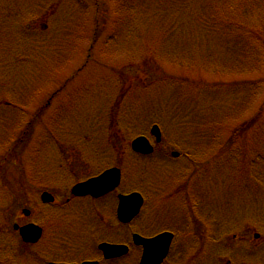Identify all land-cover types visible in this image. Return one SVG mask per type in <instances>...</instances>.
<instances>
[{
	"label": "rangeland",
	"instance_id": "obj_1",
	"mask_svg": "<svg viewBox=\"0 0 264 264\" xmlns=\"http://www.w3.org/2000/svg\"><path fill=\"white\" fill-rule=\"evenodd\" d=\"M209 1L197 0L192 16L211 24L193 28L189 36L179 27L185 14L178 7L175 13L184 20L175 25L152 20V9L161 7L146 3L131 33L124 29L127 24L118 25L126 21L125 7L118 10L115 0H99L98 9L95 0H0V100H8L0 104V160L7 144L14 146L7 152L8 166L0 169L5 186L0 190V264L94 259L100 242H128L130 229L151 236L176 230L172 226L186 231L188 225L207 230L203 245L184 252L180 246L189 234L181 236L167 264H182L181 253L191 264H264V251L261 263L247 261L256 260L248 253H256L254 241L264 246V115L244 142L226 153L221 148L234 126L253 119L264 102V55L248 54L229 36L232 28L208 19ZM152 56L163 64L162 77L144 76L147 67L139 70ZM183 58L195 62L188 67L178 62ZM234 62L239 66L231 72ZM125 79L131 87L114 116ZM141 80L144 85L135 83ZM243 80L258 81L259 94L238 83ZM155 123L164 136L155 156L133 155L128 141L148 135ZM25 130L29 139L21 147L19 166L11 156L15 137ZM257 145L263 152L255 150ZM172 150L180 156L171 158ZM61 152L69 154L66 163ZM86 157L95 168H87ZM113 166L123 167L121 192L138 191L146 198L130 228L117 222L116 195L67 202L74 183ZM189 180L191 195H199L202 203L195 209V225L188 224L193 213L184 196L171 195ZM34 181L40 182L35 194ZM43 190L54 194V204L41 202ZM31 222L44 234L38 244L27 246L14 224ZM255 233L259 240H253ZM198 235L189 240L198 243ZM140 257L137 248L109 264H139Z\"/></svg>",
	"mask_w": 264,
	"mask_h": 264
},
{
	"label": "trees",
	"instance_id": "obj_2",
	"mask_svg": "<svg viewBox=\"0 0 264 264\" xmlns=\"http://www.w3.org/2000/svg\"><path fill=\"white\" fill-rule=\"evenodd\" d=\"M116 8L119 10L122 7H125V22L123 24L119 23L122 28L124 24V29H131V33L133 32L134 24L133 22H138V18L145 15L144 9L146 7V3L152 6H159L160 11H155L152 9V12L149 14L152 17V20L160 21L165 20L166 22H174L175 25L177 22L184 20L183 25H180V28L184 29V32H188V35L191 36V31L193 28H203L202 26H207V24L211 23H203L200 24V21L195 20L197 17L192 16V12H194V6L197 5V0H115ZM99 4V0H95L96 8ZM205 5V4H204ZM175 7L179 9L182 8L184 19H181L177 13H175ZM198 8V6H197ZM207 9V18L214 21L217 24H222L225 27L232 28L229 32V36H235L237 40L234 42L235 45L240 44L244 47L245 52L247 51L248 54L252 55H264V0H210L209 5L206 6ZM98 9V8H97ZM134 12V13H133ZM141 19V20H142ZM151 20V21H152ZM150 21V22H151ZM149 23V22H145ZM212 24L216 29L220 28L221 25ZM202 25V26H201ZM150 27L149 25H147ZM142 27V26H140ZM121 31V28H120ZM149 31L151 33H157V30L150 28ZM195 32V30L193 31ZM125 33V32H124ZM123 33V34H124ZM126 34V33H125ZM263 52V53H261ZM147 59L144 61L143 65L139 67H147V69L139 68V70H143L145 74L144 76H150L151 74L163 76L162 72L159 71L160 68H163V64L160 63L155 56L146 57ZM169 59V58H168ZM187 58H183V61L178 60V62H184L186 66L190 67L194 61H185ZM191 58H188L190 60ZM193 59V58H192ZM258 61L259 59L256 58ZM171 60H169L170 64ZM168 64V65H169ZM206 66V65H205ZM237 63H233L228 69L233 72V70H237L238 68ZM135 77H140L138 75H134ZM136 79V78H135ZM192 80V79H189ZM126 81V79H125ZM194 83H199V81H194ZM137 84H145L144 80L141 82L136 81ZM238 83H248L251 89H254L255 92L259 94L260 92V84L258 81L254 80H243L238 81ZM130 80L126 81V86H123L121 92L119 93L117 101L113 104L112 112L113 115L118 113V108L125 99L126 95L129 93V88L131 87ZM231 84V83H230ZM235 84H232V86ZM127 93V94H126ZM126 94V95H125ZM114 115V116H115ZM264 115V102L261 108L258 110L257 114L254 116L253 119L249 121H244L243 123H239L235 125L230 138L225 141V143L221 146L226 152L230 151L232 146L240 140V142H244L245 138L254 131L255 124L257 125L259 119ZM257 130V129H256ZM256 151L259 150V153L263 152L262 148L258 145L255 147ZM258 148V149H257ZM258 153V152H257ZM258 153V154H259ZM218 154H223L218 152ZM216 154L215 157L218 156ZM207 164V163H206ZM203 166V165H202Z\"/></svg>",
	"mask_w": 264,
	"mask_h": 264
},
{
	"label": "water",
	"instance_id": "obj_3",
	"mask_svg": "<svg viewBox=\"0 0 264 264\" xmlns=\"http://www.w3.org/2000/svg\"><path fill=\"white\" fill-rule=\"evenodd\" d=\"M151 133L155 136L158 142L161 141L162 133L158 125H154ZM132 149L136 152L143 154H150L154 148L146 136H139L132 142ZM178 156L177 152L173 153ZM121 173L117 168L106 170L101 175L91 178L85 182L79 183L72 188V194L76 196L92 195L93 197H100L106 193L114 190L120 183ZM42 200L51 203L55 200L54 196L48 192L42 194ZM144 203L142 195L134 192L129 195L119 196L118 218L121 222L128 223L136 215L139 214L140 209ZM26 215L29 211L25 210ZM18 230L23 241L27 243H36L39 241L43 234V230L36 224H27L14 226ZM173 239L171 233L165 232L154 238H144L139 234L134 235V242L137 245H142L144 248L141 258V264H162L167 257L170 245ZM99 248L103 251L106 259L116 258L128 253L129 247L126 245H115L110 243H102ZM48 264H67L50 262ZM77 264V263H71ZM80 264H100L98 261H84Z\"/></svg>",
	"mask_w": 264,
	"mask_h": 264
},
{
	"label": "flooded vegetation",
	"instance_id": "obj_4",
	"mask_svg": "<svg viewBox=\"0 0 264 264\" xmlns=\"http://www.w3.org/2000/svg\"><path fill=\"white\" fill-rule=\"evenodd\" d=\"M42 27H47V25H42ZM29 28H30V30H34L35 29V27L34 26H29ZM8 104V100H6V99H2V100H0V104ZM18 123V122H17ZM23 123V122H22ZM30 123H31V121H30ZM28 124V123H27ZM28 127V125H26V128ZM23 129H25V126H23ZM28 132L25 130V131H22V134H20L19 136L17 135V137H15L16 138V142H15V144L17 145V147H16V150H15V153H13L12 154V156H11V160H12V157L13 158H15V159H17V160H13L12 162H14L15 164H18L19 163V166H21V157H22V154H24V151H23V149L21 148L23 145H24V143H26L27 142V140L29 139V138H27V136H26V134H27ZM8 146H9V143L7 144V152L8 151H12L13 150V148H14V146L12 145L11 147H9L8 148ZM65 150V149H64ZM23 151V152H22ZM7 152L6 153H4V155L2 156V159L0 160V169L2 168V167H7L8 165H7V163H8V159H9V156H7ZM62 153V155L64 156L63 157V159H62V161L63 162H67L68 161V159H69V157H68V155L69 154H67L66 152H61ZM68 157V158H67ZM28 182H30V181H28ZM36 181H34L33 183H32V186L30 187L28 184L27 185H25V187H30L31 189H32V192H33V194H35V192L36 191H33L34 189H38L39 188V186H36ZM3 186H4V183H2V184H0V190H2L3 189ZM5 187V186H4ZM39 190V189H38ZM40 191V190H39ZM120 189H116L115 191H113V192H110V193H108V194H106L105 196H102V197H100V198H93V197H91V196H84V197H75V196H70V197H68L67 198V202H70V201H72V200H75V199H87V200H91V201H101V200H105V199H108L109 198V196H111V195H116V198H117V201H118V194H120ZM171 195H183L184 196V201H185V203H188V206L189 207H191V212L193 213V214H191V218H190V220L188 221V224L189 223H191L192 222V224L193 225H195L194 224V218H197V216H196V213H195V209H196V206H195V204L192 202L193 201V199L195 200V197H193L192 195H191V193H188V191L187 192H185V190L184 189H180L179 191H177L176 193H174V192H172L171 193ZM34 196V195H33ZM36 197V196H35ZM199 208H200V206H199ZM117 214V213H116ZM135 222V220H133L132 222H130V224H126V227H128V228H130L131 226H132V224ZM177 228H178V234L176 235L177 236V241L179 242V240L181 239V236H184V235H188L189 234V236L187 237V236H184L185 238L183 239L184 241H183V243H182V245L180 246V249L182 250V251H186V249L188 248V247H190V246H194L196 249L198 248V249H200L201 248V244L203 245V242H201V235H203V237H205V232L207 231V230H205V228L203 229V231H202V229L201 230H198V226H197V228L195 229V228H192V227H189V225H188V228H187V230L185 231L181 226H176ZM207 229V228H206ZM208 230H209V228H208ZM136 231H134V229H130L129 230V236H133V234L135 233ZM197 232H198V239H199V241H198V243H196V242H194V241H191V239L189 240V238L191 237V235H193V233L194 234H197ZM213 232L215 233V229L213 228ZM176 234V233H175ZM257 234L255 233L254 235H253V240H259V238H260V236H256ZM214 236V235H213ZM130 237V238H131ZM242 238V237H241ZM214 239L216 240L217 239V237L215 238L214 237ZM178 242H176V244H172V247H171V250H173L174 248H176V247H178L179 245V243ZM215 244H217L216 242H214ZM188 244V245H187ZM254 244L256 245V248H257V250H256V253H255V251L254 250H252L251 249V251L249 250V254H253V255H256V260L253 258V259H249V260H247V261H251V262H249V263H261L262 262V260H260V257L262 256V254H263V251H264V246H263V243H258L257 241H256V243H255V241H254ZM133 249L134 250H136V247L134 246L133 247ZM246 261V262H247ZM261 261V262H260ZM167 262H168V260H166L165 262H164V264H167ZM181 263L182 264H191V263H188L187 262V260L185 259V256L181 253ZM213 263L214 264H216L214 261H213ZM226 264H235L234 262H233V260L231 261V260H228V261H226Z\"/></svg>",
	"mask_w": 264,
	"mask_h": 264
}]
</instances>
